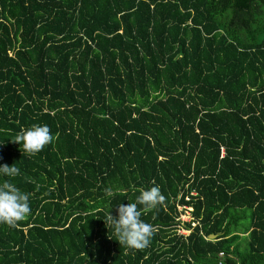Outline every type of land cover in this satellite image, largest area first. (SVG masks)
<instances>
[{"label":"trees","instance_id":"trees-1","mask_svg":"<svg viewBox=\"0 0 264 264\" xmlns=\"http://www.w3.org/2000/svg\"><path fill=\"white\" fill-rule=\"evenodd\" d=\"M34 123L57 138L28 155ZM13 163L32 212L0 224V264H264V0H0ZM153 185L150 246L120 245L105 214Z\"/></svg>","mask_w":264,"mask_h":264},{"label":"clouds","instance_id":"clouds-1","mask_svg":"<svg viewBox=\"0 0 264 264\" xmlns=\"http://www.w3.org/2000/svg\"><path fill=\"white\" fill-rule=\"evenodd\" d=\"M56 138L48 125L34 123L27 128H21L11 140L20 146V150L22 147L24 153L35 155ZM19 174L20 169L14 163L0 164V175L14 178ZM138 191L139 195L135 197L134 202L118 204L117 215H112L108 210L104 221L106 227L110 225L113 228L120 245L143 250L150 246L156 229L153 224L145 222L142 215L156 209L158 205H163L166 197L158 185ZM30 195L10 180L0 183V224L16 227L19 222L26 220L32 212Z\"/></svg>","mask_w":264,"mask_h":264},{"label":"built area","instance_id":"built-area-1","mask_svg":"<svg viewBox=\"0 0 264 264\" xmlns=\"http://www.w3.org/2000/svg\"><path fill=\"white\" fill-rule=\"evenodd\" d=\"M185 198H187V196H185ZM176 211V232L185 236L190 230L189 227L185 225V223H194L193 217L191 215V208L187 204H176ZM221 254L222 251H219L218 256H220ZM218 263H220L219 260Z\"/></svg>","mask_w":264,"mask_h":264},{"label":"water","instance_id":"water-1","mask_svg":"<svg viewBox=\"0 0 264 264\" xmlns=\"http://www.w3.org/2000/svg\"><path fill=\"white\" fill-rule=\"evenodd\" d=\"M215 236V234H213V233H210V234H208V237H214Z\"/></svg>","mask_w":264,"mask_h":264}]
</instances>
